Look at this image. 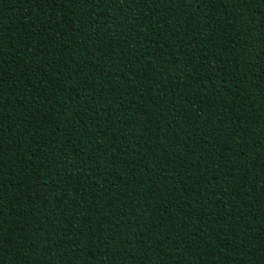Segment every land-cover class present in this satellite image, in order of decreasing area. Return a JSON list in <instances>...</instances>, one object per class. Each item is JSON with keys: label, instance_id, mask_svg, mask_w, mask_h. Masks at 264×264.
I'll return each instance as SVG.
<instances>
[{"label": "trees", "instance_id": "trees-1", "mask_svg": "<svg viewBox=\"0 0 264 264\" xmlns=\"http://www.w3.org/2000/svg\"><path fill=\"white\" fill-rule=\"evenodd\" d=\"M0 264H264V0H0Z\"/></svg>", "mask_w": 264, "mask_h": 264}]
</instances>
